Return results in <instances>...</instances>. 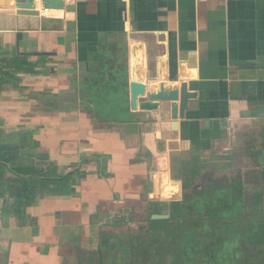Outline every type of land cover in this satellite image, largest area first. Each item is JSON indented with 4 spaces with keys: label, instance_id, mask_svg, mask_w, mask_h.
I'll return each instance as SVG.
<instances>
[{
    "label": "crops",
    "instance_id": "crops-1",
    "mask_svg": "<svg viewBox=\"0 0 264 264\" xmlns=\"http://www.w3.org/2000/svg\"><path fill=\"white\" fill-rule=\"evenodd\" d=\"M18 8L41 14L5 13ZM113 61L129 82L133 68L187 86L176 130L169 102L113 115L83 101ZM168 170L184 192L240 176L251 202L264 185V0H65L63 16L0 0V264H100Z\"/></svg>",
    "mask_w": 264,
    "mask_h": 264
},
{
    "label": "flooded vegetation",
    "instance_id": "flooded-vegetation-1",
    "mask_svg": "<svg viewBox=\"0 0 264 264\" xmlns=\"http://www.w3.org/2000/svg\"><path fill=\"white\" fill-rule=\"evenodd\" d=\"M115 62H110V64L105 66L107 72L105 70L103 72L99 71L101 74L98 75V72L93 78L94 81L102 77L104 81L108 79L107 81H111L113 84L116 82L115 86H112L114 87L112 91H107L108 93L100 92L103 96H107V101L103 105L112 106L115 103L118 105V107L114 108V111L110 110V114L118 113V111H122V109L130 105L129 81L124 79L123 73L126 64L124 66H116ZM122 73L123 75H121ZM112 92H114V95ZM168 174L171 177L169 170ZM211 179L212 181L208 178V182H211L206 184L205 188L191 191L189 194L190 198L201 197L203 207L201 218L195 219V221L173 220L171 219L170 211L165 209L163 211H168V215L164 219L154 220H166L168 224V232L164 235L166 241L164 259L159 256L156 250L158 248L159 226H157L158 223L156 225L153 224L156 227L154 233L156 244L154 245L152 259L154 264H175L172 257L178 255V250L176 243L172 241V234L176 231L175 226L178 225H180V230L183 232V238L193 237L194 242L189 245L188 250L190 252L196 251L194 264H241L244 259V263L246 262L247 264H264V185L260 190L254 192L253 195L250 194L253 197L250 202L247 201L248 192L244 188L243 177L236 176L233 178L235 183L231 187L222 186L220 188L221 191L214 184L215 179ZM219 192L225 194V201H218L214 198ZM182 193V199L176 202H182L185 199L186 192L182 191ZM208 194L211 198H209ZM162 203H168L167 207L169 208L171 203L174 202ZM163 211L152 215L151 219L154 216H162ZM222 250L227 252L222 256L224 259L221 260L219 253ZM260 257L261 260H257Z\"/></svg>",
    "mask_w": 264,
    "mask_h": 264
},
{
    "label": "trees",
    "instance_id": "trees-1",
    "mask_svg": "<svg viewBox=\"0 0 264 264\" xmlns=\"http://www.w3.org/2000/svg\"><path fill=\"white\" fill-rule=\"evenodd\" d=\"M26 71L31 73L32 68L28 69L29 65H26ZM102 69V70H101ZM100 72H103L104 70L107 72V68L105 66L101 67ZM18 72V71H16ZM99 72L98 75L101 73ZM124 79L128 76V65L124 68ZM96 74V73H95ZM97 75V76H98ZM123 79V80H124ZM108 80V79H107ZM104 81V79L101 77L99 80H93V77H91L90 81H88V87L84 89L82 92V99L85 102H89L91 104H94L95 106L103 105L105 101H107V96H103V93L107 91H112L113 85L115 86V83L111 81ZM127 81V79H125ZM124 80V81H125ZM107 85V87H105ZM108 93V92H107ZM17 153V151H16ZM2 160V159H1ZM202 166L201 168H203ZM207 166L205 165V168ZM20 171V170H19ZM18 173H21L20 171ZM192 179L185 180V185H188L191 183ZM188 191L189 189L186 188ZM195 189H192L185 194V199L182 202H174L171 203V205L168 206V203H162V202H154L151 203L148 209V217L145 224H142L139 226L137 230L130 229L129 234L127 237H123L118 241L114 242H108L101 246V249L98 253L99 256V263L100 264H154L153 262V255H154V245L155 242V230L156 225L159 226L158 231V248H156L159 256L164 259V253H165V233L168 232L167 230V222L166 220L163 221H154L151 219L152 215L156 213L162 212V210L168 209L171 214V219L173 220H180L184 219V221H195V219L201 218L203 215V207H202V199L200 196H195L193 198H190L189 194L191 191H194ZM209 198L211 196L208 194ZM218 201H225L226 196L222 192H219L217 196L214 197ZM214 199V200H215ZM210 200V199H209ZM219 205H221L219 203ZM154 224V225H153ZM176 231L172 234V241L173 243H176L177 246V254L172 257L173 263L175 264H194L195 263V252H190L189 245L193 244V237H184L183 238V232L180 230V225L175 226ZM74 250V249H73ZM76 250V249H75ZM227 251L222 250L219 253V258L224 259L222 257L225 255ZM180 254V255H179ZM85 253L82 251L79 252V255L76 259H72L71 257H68L69 263L68 264H85L84 257ZM105 255H109V258H106Z\"/></svg>",
    "mask_w": 264,
    "mask_h": 264
},
{
    "label": "water",
    "instance_id": "water-1",
    "mask_svg": "<svg viewBox=\"0 0 264 264\" xmlns=\"http://www.w3.org/2000/svg\"><path fill=\"white\" fill-rule=\"evenodd\" d=\"M44 13L49 16H63L65 10V0H42ZM11 13L17 16H39L41 12L35 8H18ZM18 48L20 41L23 39L22 31L17 33ZM131 70V71H130ZM131 81L128 83V92L130 97V106L133 111L153 112L158 111L161 103L172 104V119L173 129L176 130L178 119L185 117V112L188 109L189 100L193 98L191 94L187 93V86L182 85L181 90L178 87L168 86L167 83L157 82L158 77L154 81H147L144 71L129 69ZM180 103V104H178ZM161 166L156 165L153 172H160ZM156 176L154 175V181ZM169 179L168 171L160 174L159 184L155 181V187L158 193L151 196V200L157 202H176L182 199V185L180 181H173L171 186L167 188L166 184ZM168 189V193L164 192ZM156 191V192H157ZM168 211H163L162 216H154L152 219H164L168 215Z\"/></svg>",
    "mask_w": 264,
    "mask_h": 264
},
{
    "label": "rangeland",
    "instance_id": "rangeland-1",
    "mask_svg": "<svg viewBox=\"0 0 264 264\" xmlns=\"http://www.w3.org/2000/svg\"><path fill=\"white\" fill-rule=\"evenodd\" d=\"M113 93V95H114V92H112ZM111 99H112V97H111ZM113 104V103H112ZM116 106L118 107V105L115 103V105L113 104L112 106H108V105H105L104 107L105 108H109L108 110H113L114 111V108H116ZM117 113V112H116ZM116 113H112L113 115H116ZM237 257H239V256H237ZM106 258H107V256H106ZM261 260V257L260 258H258L257 260ZM245 260V259H244ZM244 260H243V262L241 261V264L243 263V264H247L246 262L244 263ZM253 264V263H252Z\"/></svg>",
    "mask_w": 264,
    "mask_h": 264
}]
</instances>
